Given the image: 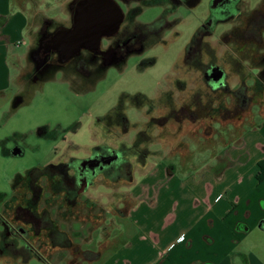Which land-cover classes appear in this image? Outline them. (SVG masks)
Wrapping results in <instances>:
<instances>
[{"label":"flooded vegetation","instance_id":"flooded-vegetation-1","mask_svg":"<svg viewBox=\"0 0 264 264\" xmlns=\"http://www.w3.org/2000/svg\"><path fill=\"white\" fill-rule=\"evenodd\" d=\"M146 2L70 0L65 5L67 17L63 20L36 12L39 23L29 34L27 58L31 69L25 74V85L50 79L57 71L63 75L70 74L67 78L73 82L89 76L92 81L109 66L120 65L129 55L141 52L150 40L160 39L164 29L177 22L174 20L168 24L163 21L167 10L179 5L195 7L200 0H159L158 4L164 2L168 7L149 24L135 20L140 5ZM95 10L99 11L101 20L98 22L102 25L98 42H94L91 36L77 49H73L72 44L60 47L57 43L59 37L73 29L79 15H90ZM119 10L122 14L115 27ZM217 31L226 38L228 58L225 64L228 68L219 65L207 53L210 47L206 39L213 38ZM87 33L91 35V32ZM176 70L184 73L182 78L173 77ZM190 72L195 76L194 83L184 77ZM230 73L233 77L231 84L235 86L226 83ZM173 74L167 89H161L154 98L138 95L128 100V108L134 107L144 116L142 122L130 125L125 101H119L106 114L93 119L95 145L87 149L84 157H71L66 151L55 162L17 175L12 182L11 199L4 203L7 209L4 210L3 206L0 209V244L4 247L11 242L18 246L26 245L42 259V253L35 244L51 246L50 242L57 237L59 219L65 224L72 223L73 219L77 223L80 220L89 222L90 206L85 202L95 201L89 198L91 188L106 185V180L120 181L125 166H143L151 155H155L150 145L158 143L159 138L154 134L156 128L169 130L171 123L179 129H184L186 124L197 128L204 124L203 142H209L212 147L218 145L212 136L211 123L219 120L233 127L230 122L239 110L245 112L253 100L249 93L250 85H258L262 91L260 96L264 97V0H209L208 9L176 61ZM252 74L253 79L250 77ZM202 83L210 91L203 93ZM174 89L180 94V103H176ZM15 98L18 104L22 94ZM156 109L162 111L159 116L152 113ZM131 128L134 129L131 140L126 141L124 137ZM13 151L5 153L21 154L19 148ZM108 156L113 158L105 161ZM49 164L53 166L43 171ZM41 212L48 213L52 227H55L53 230L41 229V214H36ZM59 232L72 241L64 231ZM244 264H249V261L245 259Z\"/></svg>","mask_w":264,"mask_h":264},{"label":"rangeland","instance_id":"rangeland-1","mask_svg":"<svg viewBox=\"0 0 264 264\" xmlns=\"http://www.w3.org/2000/svg\"><path fill=\"white\" fill-rule=\"evenodd\" d=\"M69 1L34 0V5L38 14L63 20L67 17L65 5ZM146 1L148 3L140 5V12L136 15L135 20L149 24L161 16L163 9L168 7V4ZM208 5L209 0H200L195 7L179 5L173 10H167L163 21L168 24L174 20L177 22L166 27L160 39L150 40V43L147 42L141 52L129 55L122 64L109 66L104 70L105 72L101 73L100 77L95 78L96 80L92 77L91 81L89 76L86 79L73 82L72 79L67 78L70 74L63 75L62 72L57 71L50 79L40 82L33 81L31 84L25 85V74L30 71L31 64L28 58L21 59L22 68L19 70L17 68L12 69L16 77L5 95L0 96V209L2 206L4 208V203L11 199L12 182L17 175H23L30 169L40 168L50 162H55L66 151L71 157H84L87 154V149L95 145L92 133L93 119L106 114L119 101H125V107L127 106L128 109L125 110L130 125L142 122L144 116L134 107L128 108V100L138 95L148 99L154 98L161 89H167L170 84L169 79L172 78L174 65L191 39L195 28L204 17ZM35 15L36 12L32 19L30 33L35 30L39 23ZM219 32L217 31L213 38L207 37V44L210 49L212 48L211 51L207 48V53L211 54L210 56H213L219 65L228 68L225 64L228 58L226 38L220 36ZM29 44L30 36L27 32L25 42L20 47L24 54L28 53ZM183 75L184 73L176 70L173 77L182 78ZM253 76L254 74L250 77L253 79ZM184 77H188V81L194 83L195 76L193 77L191 72L185 74ZM252 79H250L251 82H253ZM232 80L233 77L230 73L226 81L228 86H235L234 83L231 84ZM17 91H21L22 94V99L18 104H16L18 100L15 102V92ZM175 91L176 89H174L173 96L176 103H180V94ZM208 91L210 89L202 83V92L207 93ZM261 92L258 85H250L249 93L253 100L245 112L242 113L239 110L230 122L233 127L219 120L211 123L212 136L218 144L215 147H212L209 142H203L204 124L201 125V128L192 125L190 127L186 124L184 129H179L171 123L169 130L154 129V134L159 139L158 143L155 142L150 145L151 150L155 151V155H151L149 160L153 161L156 166L157 163L163 162L167 170L171 169L170 171L176 172V178L179 180L187 175L197 179L206 170L210 171V168L216 175H220L223 170H229L227 166L230 162L229 159L220 156L217 160L212 156L222 150L220 147L223 142L226 143L230 138L233 141L236 140L244 130L248 131L254 123L259 124L263 121L264 97L263 95L260 96ZM226 100L229 101V99ZM14 102L15 105H13ZM152 113L159 116L162 111L156 109ZM133 131L134 129L131 128L127 136L124 137L126 141L131 140ZM213 133L217 134L213 135ZM16 148L21 150V154L5 153L8 150L14 152L13 150ZM155 167L149 165V161L143 166L127 165L120 181L106 180V185H99L89 190L88 193L91 195L89 198L93 195L99 196L102 204L98 203L97 198L93 202H85L86 205L90 206L89 219L91 223L88 224L91 234H87L85 225L73 223L75 227L79 226L81 231V236L73 237V241L80 244L73 245L71 247L73 250L55 249L53 246H46L45 243L42 245L36 243L35 246L42 253V259L33 257L28 262L21 263L9 260L6 263L0 261V264H65L54 261L55 255L60 258L59 260H69L72 262L71 264H82L83 259L96 258V254L90 253L88 255L82 253V250H96L97 254H100L107 243L104 240L116 226L117 220L120 223L123 222L124 226H129L127 224L129 223L128 218L118 217L115 220V217L126 214L133 205V199L129 197L128 191H124L123 194L125 195L122 197L121 194L116 196L117 192L115 193V191H123L129 188L140 189L141 183L144 182L143 178L149 175V172ZM230 170L228 174L235 171L234 168H230ZM132 173L135 175L136 182L129 186L130 180L127 176L132 175ZM222 187L223 185H220L219 189ZM262 190L264 191V187ZM6 209L4 208V210ZM105 211L108 212L106 216L104 215ZM98 215H100L99 219ZM69 225H71V221L67 225L65 223L59 224L63 230H66ZM115 234L114 231L111 232V235ZM127 236L128 234L125 237ZM99 238L102 241L96 243ZM238 243L242 246H248L247 249L254 262L264 264V234L260 236V233L255 232L249 237L240 238ZM64 252L66 253L63 254ZM66 256H68L67 259ZM94 260L91 259L89 264H92Z\"/></svg>","mask_w":264,"mask_h":264},{"label":"crops","instance_id":"crops-1","mask_svg":"<svg viewBox=\"0 0 264 264\" xmlns=\"http://www.w3.org/2000/svg\"><path fill=\"white\" fill-rule=\"evenodd\" d=\"M37 11L34 0H0V96L5 95L16 77L12 69L22 68L20 60L27 58L20 47L26 33L30 34ZM18 93L21 91L15 92V96ZM262 119L261 123H254L250 130L239 134L236 140L230 138L223 142L222 150L213 154L217 160L220 156L229 159L228 169H235L232 174L223 170L216 175L210 168L197 179L187 175L179 180L176 172L167 170L163 162L156 166L149 160V165L156 167L143 178L140 189L115 191V195L121 194V197L128 191L133 199L126 214L115 217V220L128 218L130 229L117 220L111 230L116 234L110 232L100 254L96 250H82V253L97 255L83 259L82 264H89L91 259H95L92 264H244L245 259L249 264H259L253 261L248 246L239 245L238 240L255 232L260 236L264 234V179L257 182L255 178L258 162L264 159V116ZM134 182L136 178L132 173L129 186ZM96 198L100 199L91 197ZM73 220L66 230L58 226L72 239V246L80 245L73 237L81 236L80 227H75L73 223L77 222ZM79 222L90 235V219ZM59 259L55 255L53 260L72 263ZM0 261L6 263L4 259Z\"/></svg>","mask_w":264,"mask_h":264},{"label":"trees","instance_id":"trees-1","mask_svg":"<svg viewBox=\"0 0 264 264\" xmlns=\"http://www.w3.org/2000/svg\"><path fill=\"white\" fill-rule=\"evenodd\" d=\"M150 3H157L159 0H150ZM53 165L49 164L46 167H44L43 171L49 167H52ZM127 174V173H126ZM124 175V173H123ZM128 179H131V176H127ZM255 178L257 182H260L264 179V159L260 160L258 162V171L255 175ZM36 214H41V229L43 230H53L55 227H52L50 217L47 212H41V213H36ZM57 237L53 238V240L50 242L51 246H62V247H72V243L70 240L64 236L63 233L59 232L57 230ZM0 259H4L6 261H20L26 262L29 259L35 257L38 258L35 253L32 252V250L26 246V245H21L18 246L15 242H11L8 244V246L4 247L3 244H0ZM85 254H88V252H84Z\"/></svg>","mask_w":264,"mask_h":264},{"label":"water","instance_id":"water-1","mask_svg":"<svg viewBox=\"0 0 264 264\" xmlns=\"http://www.w3.org/2000/svg\"><path fill=\"white\" fill-rule=\"evenodd\" d=\"M98 12V10H95L92 11L90 15H79L76 23H74L73 25V29L71 31H68L66 34L63 33V35L59 37L57 43L60 45V47L66 48L67 45L72 44L74 47L73 49H77L80 46V43L86 41L88 38H91V36L94 42H98L101 36L100 31L102 28V25H100V23L98 22L101 20V18H99ZM118 13L120 14V10L118 11ZM121 14L119 15V18L115 23V27L119 23ZM87 32H91V35ZM111 158H113V156H108L105 158V161H109Z\"/></svg>","mask_w":264,"mask_h":264}]
</instances>
